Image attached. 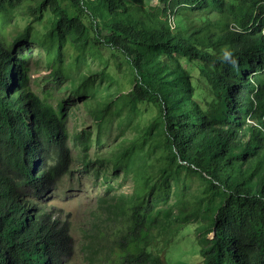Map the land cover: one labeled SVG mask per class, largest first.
Returning a JSON list of instances; mask_svg holds the SVG:
<instances>
[{
  "label": "trees",
  "instance_id": "1",
  "mask_svg": "<svg viewBox=\"0 0 264 264\" xmlns=\"http://www.w3.org/2000/svg\"><path fill=\"white\" fill-rule=\"evenodd\" d=\"M75 107L120 146L70 131ZM77 164L126 220L111 264H168L188 224L201 264H264V0H0V264H64L70 221L46 198Z\"/></svg>",
  "mask_w": 264,
  "mask_h": 264
},
{
  "label": "rangeland",
  "instance_id": "2",
  "mask_svg": "<svg viewBox=\"0 0 264 264\" xmlns=\"http://www.w3.org/2000/svg\"><path fill=\"white\" fill-rule=\"evenodd\" d=\"M191 15L196 16L192 13ZM198 20L200 21V19ZM17 23L18 29H22L25 25L19 16ZM37 26L41 27L39 24ZM12 36L11 31L9 37ZM36 45L38 42L23 40L17 42V51L21 54L27 48L32 49L33 53H38L36 60L30 61L27 65L30 79L29 88H33L34 92L43 96L50 86L51 72L46 68L45 55ZM67 96L76 100V95L71 90L67 91ZM51 102L55 103V100H51ZM156 111L155 108L153 112L146 114L144 120L151 121ZM68 113L74 114L67 119L70 131H73L78 125L77 132L90 130L94 137L99 133L97 124L91 119L87 110L75 107ZM215 114L216 109L211 107L209 115L214 117ZM104 126L105 130L99 133V143L92 137V144L94 143L92 149L98 148L102 155L107 153L110 146L118 147L124 140L118 131L121 130L120 124L109 120ZM124 132L126 139L132 136V133L126 129ZM73 137L74 135H72ZM91 152L93 153V151ZM116 163L117 158L114 157L112 165L114 166ZM78 167V164L73 167L72 172L65 176L56 186L55 191L46 198L49 207L55 208L60 216L70 221L71 252L64 264H111L113 251L116 250V240L120 237V229L124 227L126 220L120 214H115V210L109 202L97 198L99 190L102 188L94 182L92 176L79 175V171L75 170ZM131 191L132 182L129 181L123 188H117L114 192L131 193ZM191 220L189 219V222ZM198 251L199 246L195 242L193 224H188L176 235V241L167 249L165 257L168 264H201L203 259Z\"/></svg>",
  "mask_w": 264,
  "mask_h": 264
},
{
  "label": "clouds",
  "instance_id": "3",
  "mask_svg": "<svg viewBox=\"0 0 264 264\" xmlns=\"http://www.w3.org/2000/svg\"><path fill=\"white\" fill-rule=\"evenodd\" d=\"M222 59L226 63L230 64L232 67H235L237 64L236 57L233 55L232 51L229 49H226L223 51Z\"/></svg>",
  "mask_w": 264,
  "mask_h": 264
}]
</instances>
